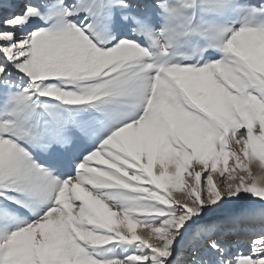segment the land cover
<instances>
[{"label":"snow or ice","instance_id":"6c2138e0","mask_svg":"<svg viewBox=\"0 0 264 264\" xmlns=\"http://www.w3.org/2000/svg\"><path fill=\"white\" fill-rule=\"evenodd\" d=\"M0 264H264V0H0Z\"/></svg>","mask_w":264,"mask_h":264},{"label":"bare ground","instance_id":"6f19581e","mask_svg":"<svg viewBox=\"0 0 264 264\" xmlns=\"http://www.w3.org/2000/svg\"><path fill=\"white\" fill-rule=\"evenodd\" d=\"M258 168H259V166H258V163H257V164H255V165L253 166V172H254V173H257Z\"/></svg>","mask_w":264,"mask_h":264},{"label":"rangeland","instance_id":"374dc122","mask_svg":"<svg viewBox=\"0 0 264 264\" xmlns=\"http://www.w3.org/2000/svg\"><path fill=\"white\" fill-rule=\"evenodd\" d=\"M258 166H259V164H258Z\"/></svg>","mask_w":264,"mask_h":264}]
</instances>
